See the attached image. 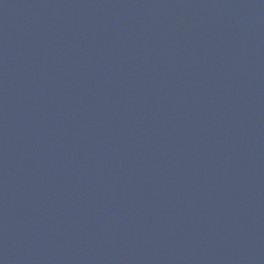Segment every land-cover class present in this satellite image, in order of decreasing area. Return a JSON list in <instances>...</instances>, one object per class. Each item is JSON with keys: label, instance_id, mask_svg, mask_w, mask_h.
Instances as JSON below:
<instances>
[{"label": "water", "instance_id": "1", "mask_svg": "<svg viewBox=\"0 0 264 264\" xmlns=\"http://www.w3.org/2000/svg\"><path fill=\"white\" fill-rule=\"evenodd\" d=\"M0 264H264V0H0Z\"/></svg>", "mask_w": 264, "mask_h": 264}]
</instances>
